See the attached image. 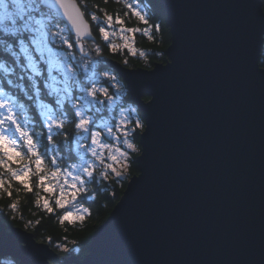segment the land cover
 I'll return each instance as SVG.
<instances>
[{
	"label": "water",
	"instance_id": "water-1",
	"mask_svg": "<svg viewBox=\"0 0 264 264\" xmlns=\"http://www.w3.org/2000/svg\"><path fill=\"white\" fill-rule=\"evenodd\" d=\"M158 2L171 34L167 63L110 62L146 119L139 173L86 255L64 262L264 264L262 0ZM4 256L52 264L56 253L0 221Z\"/></svg>",
	"mask_w": 264,
	"mask_h": 264
},
{
	"label": "snow or ice",
	"instance_id": "snow-or-ice-1",
	"mask_svg": "<svg viewBox=\"0 0 264 264\" xmlns=\"http://www.w3.org/2000/svg\"><path fill=\"white\" fill-rule=\"evenodd\" d=\"M126 7L148 23L139 0ZM86 14L104 45L96 42ZM115 20L124 24L119 17ZM113 22V15L90 12L87 0L80 5L76 0H0V169L28 192L33 191L30 179L36 176L40 191L53 193L49 175L71 178L70 185L67 179L64 184L72 189L68 195L73 200L78 194L98 192L89 185L98 178L108 180L110 174L126 178L134 155L142 151L137 130L146 128L143 110L132 106L105 55V48L113 55L118 51L107 30ZM28 89L25 98L22 92ZM6 183L0 178V189L11 198V184L5 187ZM36 195L37 205L42 199L49 214L68 203L63 187L53 201L40 192ZM82 211L90 215L88 208ZM70 216L66 213L60 220ZM0 264H14V258L4 256Z\"/></svg>",
	"mask_w": 264,
	"mask_h": 264
},
{
	"label": "trees",
	"instance_id": "trees-1",
	"mask_svg": "<svg viewBox=\"0 0 264 264\" xmlns=\"http://www.w3.org/2000/svg\"><path fill=\"white\" fill-rule=\"evenodd\" d=\"M77 1L80 5L81 0ZM136 2L137 0H87L90 12L101 17L105 12L114 16L113 25L107 30L110 32L109 41L118 45V51L113 55L105 48L108 66H110L111 61H114L128 68L151 70L156 64H164L168 61L166 51L171 44V34L165 11L158 0H139L141 7L147 11L148 23L145 24L126 7L127 4ZM262 4L264 10V0H262ZM97 8L101 11H97ZM53 16H55L54 13ZM85 17L91 24L96 42L104 45L105 42L100 38L95 22L91 21L90 15L86 14ZM115 17L122 19L124 24L117 23ZM156 25L160 26L159 31L156 30ZM260 66L264 69V46ZM28 91L31 90L22 92L25 98L28 97ZM143 100L149 101L150 97L144 96ZM31 104L34 106L35 101H31ZM29 118H31L30 113ZM22 119L23 114H21ZM137 132L140 141L141 132L139 130ZM106 142L110 143L112 140ZM139 154L134 155V162L127 170L126 178H116L111 174L108 180L102 182L98 178L95 185H89L90 189H98V192L91 191L88 194H78L75 200L68 195L70 192L67 189L71 188L64 184V180L67 179V184L70 185L72 183L71 178L63 176L52 178L49 175L48 183L53 186L54 192L48 194L40 191L37 187V177L32 176L30 185L33 191L28 192L19 183L12 181L4 169H0V178L7 182L5 187H8V183L11 184L8 190L12 192V197L9 198L7 192L0 189V221L9 227L21 228L31 232L38 242L49 244L56 253V258L51 260L52 264H66L64 259L69 256H75L81 260L87 253V246L92 237L105 223L115 205L122 198L129 179L139 173L136 162ZM24 159L25 162L29 159L26 152ZM13 167L17 166L14 164ZM61 187L64 188L65 200L68 201L64 209H57L54 213L49 214L43 209L42 199L37 205V192H40L41 197H47L53 201L58 198ZM89 195L95 199H86V196ZM10 205L13 208L17 205V209L12 211ZM53 207L56 206L53 204ZM85 207L89 209L90 215L83 213L82 209ZM69 212L75 213L77 217L74 219L69 217V220L64 222L62 219L60 220L63 215ZM82 215L84 216L83 221L79 220ZM14 264H19V262L14 260Z\"/></svg>",
	"mask_w": 264,
	"mask_h": 264
},
{
	"label": "rangeland",
	"instance_id": "rangeland-1",
	"mask_svg": "<svg viewBox=\"0 0 264 264\" xmlns=\"http://www.w3.org/2000/svg\"><path fill=\"white\" fill-rule=\"evenodd\" d=\"M133 107H134V106H133ZM110 143H113V144H114L115 142H114V141H112V142H110ZM67 191H68V192H71V191H72V189H67ZM76 217H77V216H76V214H75V213H72V216H70V218H71V219H74V218H76Z\"/></svg>",
	"mask_w": 264,
	"mask_h": 264
},
{
	"label": "flooded vegetation",
	"instance_id": "flooded-vegetation-1",
	"mask_svg": "<svg viewBox=\"0 0 264 264\" xmlns=\"http://www.w3.org/2000/svg\"><path fill=\"white\" fill-rule=\"evenodd\" d=\"M136 107V106H135Z\"/></svg>",
	"mask_w": 264,
	"mask_h": 264
}]
</instances>
